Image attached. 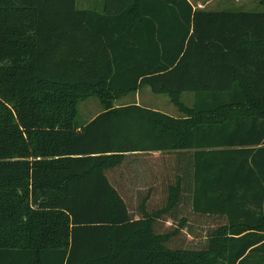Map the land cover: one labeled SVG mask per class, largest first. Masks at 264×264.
Here are the masks:
<instances>
[{
    "label": "trees",
    "instance_id": "obj_1",
    "mask_svg": "<svg viewBox=\"0 0 264 264\" xmlns=\"http://www.w3.org/2000/svg\"><path fill=\"white\" fill-rule=\"evenodd\" d=\"M101 1L0 0V264H264V12ZM142 86L193 106L108 108ZM81 90L105 109L76 127Z\"/></svg>",
    "mask_w": 264,
    "mask_h": 264
},
{
    "label": "rangeland",
    "instance_id": "obj_2",
    "mask_svg": "<svg viewBox=\"0 0 264 264\" xmlns=\"http://www.w3.org/2000/svg\"><path fill=\"white\" fill-rule=\"evenodd\" d=\"M101 1V0H100ZM102 2V1H101ZM230 4H234L231 2ZM235 6H231L230 9H238L239 11L260 13L264 12V6L260 5L256 0H236ZM76 9H102V3L99 7V0H76ZM194 103V96L191 93H183L177 97H170L167 95H155L147 86L140 87L134 93H121L112 94L108 100V108L114 109L119 106L137 104L139 106L159 111L166 115L182 118L187 115L186 109H191ZM76 113H75V125L76 127H82L84 124L93 119L101 111L105 109V106L101 99L86 90H81L76 93ZM234 110V109H233ZM229 114V113H227ZM234 114V113H231ZM207 118L196 117L194 122H205ZM183 163V161H182ZM142 192V191H138ZM134 196V195H133ZM142 197V196H141ZM141 197L137 195L132 198L133 210L138 206ZM151 206V205H150ZM177 218H180V214H177ZM178 221V220H177ZM177 221H174V225H177ZM167 224H171L168 219L165 221ZM165 222L161 223L160 230H168L164 227ZM214 224L210 223L209 219H201L200 225H187L183 228V231L179 234V237L173 243L175 246H182L183 248L200 249L206 244L207 231L210 226ZM218 239H221L220 237Z\"/></svg>",
    "mask_w": 264,
    "mask_h": 264
},
{
    "label": "crops",
    "instance_id": "obj_3",
    "mask_svg": "<svg viewBox=\"0 0 264 264\" xmlns=\"http://www.w3.org/2000/svg\"><path fill=\"white\" fill-rule=\"evenodd\" d=\"M236 0H188L194 10H202L205 12H232L238 11V9H230L231 6H235ZM233 2L234 4H230ZM101 1L99 0V7L101 6ZM133 174L135 176V185L132 187L135 189H145L147 186V179L144 175L143 169L138 163L133 166Z\"/></svg>",
    "mask_w": 264,
    "mask_h": 264
}]
</instances>
